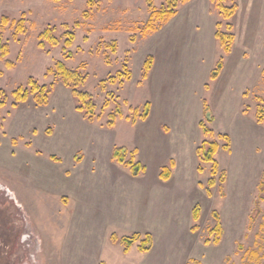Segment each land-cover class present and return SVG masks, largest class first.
<instances>
[{"label": "rangeland", "instance_id": "1", "mask_svg": "<svg viewBox=\"0 0 264 264\" xmlns=\"http://www.w3.org/2000/svg\"><path fill=\"white\" fill-rule=\"evenodd\" d=\"M232 2L227 19L215 0L181 3L142 36L147 0H0V18L25 21L23 34L0 32V264H264V0ZM47 27L60 44L40 48ZM216 33L233 35L228 53ZM57 61L86 76L92 122L51 70ZM28 78L48 87L45 104L15 101ZM145 103L147 118L132 124ZM203 141L218 144L212 187ZM115 147L137 150L145 172L114 161ZM133 233L127 252L111 238ZM145 235L152 247L140 252Z\"/></svg>", "mask_w": 264, "mask_h": 264}, {"label": "trees", "instance_id": "2", "mask_svg": "<svg viewBox=\"0 0 264 264\" xmlns=\"http://www.w3.org/2000/svg\"><path fill=\"white\" fill-rule=\"evenodd\" d=\"M189 0H163L162 6L159 10L155 9V7L152 4L151 0H147V6L150 9V17L147 20V22L144 24L142 29H140V35L146 36L149 31H152L155 29L154 21L160 20L162 22L168 21L170 18L175 16L176 14V8L179 4L185 3ZM216 1V8L219 10L221 16L224 19L230 18L235 10H236V4L232 2L231 6H225L223 4L224 0H215ZM24 19L21 18L19 20H10L7 16H2L0 18V32L5 29L7 25L14 26L16 29V34H23L25 32L24 27ZM54 29L52 27H47L44 31H42L38 35L39 40V47L43 48L46 43L49 45L55 47L60 44L59 38H57L54 35ZM65 40H64V46L68 47L71 45V41L73 40V34L70 32H66L65 34ZM216 38L218 39L220 45L223 48V51L225 53H228L231 49V44L234 39L233 35H226L222 33H216ZM9 46L7 43H4L2 41V37L0 34V58L4 59L8 54ZM66 58H70L69 54L65 55ZM5 66L8 69H11L14 65L13 62L5 59L4 61ZM152 66V57L148 56L143 64L142 69V79H146L148 72ZM222 67L221 60L218 61L216 68L211 72L210 78L214 79L217 77V74L219 70ZM55 72V75L59 77L64 84V86L71 88L73 97L77 100V106L76 110L79 112H82L84 114V118L87 119L89 122H92L94 120V104L91 101L90 95L80 90V87L83 86L86 76L82 73H80L77 69L71 70L65 66V64L61 61H57L54 64V69H51ZM263 73V81H264V69L262 71ZM27 84L29 85V89H26L22 86H19L16 90L13 91L12 95L16 102H22L25 101L29 94H33L36 102L41 105L45 104L47 102V98L49 95L48 87L45 85H40L35 79L28 78ZM1 93V91H0ZM4 105L3 101H0V108ZM108 103H105V106H107ZM149 103H145L143 106V110L140 113V110L138 108L133 109V116L130 118L127 116L126 118L131 121L132 124L136 122L137 119L145 120L149 113ZM260 110L258 112L257 120L261 122L263 120V115ZM118 117H122L121 111L119 107H117L114 111L110 112L108 114V122L107 127L111 128L114 126L115 120ZM202 131L204 134L209 133V131L206 128H202ZM218 148V144L215 142L208 143L206 141H203L202 145L197 148L196 153L199 157V159L202 162L211 163V175L212 178L209 180L208 185L210 187L214 186V178L213 176L217 172L218 164L213 159L214 154L216 153ZM128 155V157H127ZM137 155V150H128L125 147H115L112 151V159L116 161L117 163L127 167L130 170V173L133 176H137L143 172H145V167L135 159V156ZM174 164L173 162L170 163V166H163L161 169V172L159 174L160 179L163 181H166L169 179L171 174V168H173ZM197 171L200 172L201 168L198 167ZM192 218L194 220H197L198 218V209L197 207H194V210L192 212ZM218 225H216V228ZM140 234L133 233L130 236H124L117 238L115 235L112 236L113 242H119L122 246L125 252L129 250V248L133 245V243L138 239ZM146 238L141 242V245H139V251L140 252H146L149 251L152 247V241L151 238L148 235H145ZM104 264V263H101Z\"/></svg>", "mask_w": 264, "mask_h": 264}]
</instances>
